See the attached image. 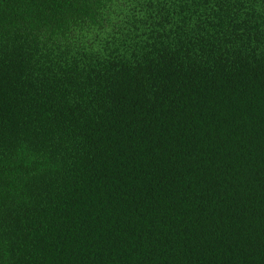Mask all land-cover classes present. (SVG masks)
<instances>
[{
	"label": "trees",
	"instance_id": "1",
	"mask_svg": "<svg viewBox=\"0 0 264 264\" xmlns=\"http://www.w3.org/2000/svg\"><path fill=\"white\" fill-rule=\"evenodd\" d=\"M0 264H264V0H0Z\"/></svg>",
	"mask_w": 264,
	"mask_h": 264
}]
</instances>
